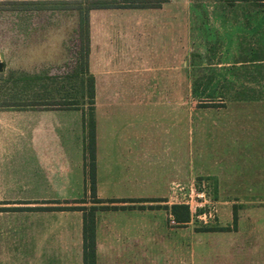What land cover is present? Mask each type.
<instances>
[{"label": "rangeland", "instance_id": "374dc122", "mask_svg": "<svg viewBox=\"0 0 264 264\" xmlns=\"http://www.w3.org/2000/svg\"><path fill=\"white\" fill-rule=\"evenodd\" d=\"M75 1L0 0V108L46 100L78 104L63 115L76 128L68 177L76 198H85L90 208L83 124L90 105L83 94L87 77L81 74ZM81 1L88 7L91 0ZM161 7L158 18L170 19L181 35L182 66L187 36L189 179L187 188L173 186L170 196L187 203L193 216L188 264H264V0H165ZM136 13L127 12L124 20L156 19L155 13ZM108 19L115 17L102 18ZM151 62L141 60V68ZM94 64L98 69V60ZM24 73L39 80L17 82ZM151 78L141 73V91L121 93L123 106L110 109L103 123V155L96 162L101 196L152 195L172 176L169 135H178L173 146L180 153L181 112L158 103ZM96 89L98 119L103 97L97 82ZM183 142L182 135V155ZM201 166L212 167L216 180L197 177L193 171ZM55 192L45 181L44 195ZM24 217L0 213V264H66L58 253L37 251L35 236L25 229L35 227L36 219ZM69 257L70 264L79 263L75 253Z\"/></svg>", "mask_w": 264, "mask_h": 264}, {"label": "crops", "instance_id": "0c3cea01", "mask_svg": "<svg viewBox=\"0 0 264 264\" xmlns=\"http://www.w3.org/2000/svg\"><path fill=\"white\" fill-rule=\"evenodd\" d=\"M163 10L164 7L137 11L93 10L89 15L90 72L96 78L97 86L99 83L103 97L96 119L98 156L103 155L101 136L103 123L110 118V109L123 106L121 93L141 91V73L152 77L150 84L152 91L158 93L154 96L159 99L158 103L181 112L180 123L184 130L179 136L180 153L173 146L178 135H169L171 142L167 151L172 176L152 195L101 196L97 172V199L106 203L92 206L120 208L96 213L97 264H188L189 224H177L169 211L172 206L187 204L181 198L173 201L170 196L173 186L187 188L189 179L187 36L184 34L182 66L181 35H177V27L172 26L170 19L158 18ZM127 12L155 13L156 19L141 21L140 15H136V19L124 20ZM113 17L115 19L102 20ZM174 33L176 37H173ZM95 60L99 62L98 69ZM141 60L152 62L143 69ZM172 92H175L174 98ZM178 92L179 99L176 98ZM73 111L0 110V206H4L2 209H21L0 213L19 214L27 220L34 216L35 227L25 229L35 236L37 251L58 253L60 262L67 260L66 264H70L69 253L73 252L77 264H83V212L56 210L77 206L89 208L86 203H77L85 198H76L75 187L71 189L68 177L70 133L74 148L76 128L74 124L70 127V118L66 123L63 115ZM177 153L180 154L179 163ZM193 172L197 177L210 180L218 177L212 167L201 166ZM45 181L49 188L55 189V195H44ZM122 207L126 209L122 210ZM198 250L202 251L201 248Z\"/></svg>", "mask_w": 264, "mask_h": 264}, {"label": "trees", "instance_id": "16d2710c", "mask_svg": "<svg viewBox=\"0 0 264 264\" xmlns=\"http://www.w3.org/2000/svg\"><path fill=\"white\" fill-rule=\"evenodd\" d=\"M165 0H91L88 7H85L84 1H75L72 3L74 10L79 12L80 15V28H81V51L79 53V61L82 65V73L87 77V86L83 90L85 98L89 101L90 113L83 112L84 119V153L85 159L89 165V183L90 194L92 196L93 204L100 205L106 202L97 199V122L95 117V101H96V80L94 75L90 72V12L93 10H150L158 9ZM32 5L38 4L37 2H30ZM83 31V33H82ZM17 82L25 81L29 84L37 82L39 79L30 77L27 74H20ZM44 102V103H41ZM77 103L71 101L63 102H49L40 101L37 103H29L25 105L5 106L0 110H76ZM87 164V163H86ZM128 201H111L110 203H122ZM134 201H129L133 203ZM84 204V201L77 202ZM144 209L145 207H140ZM118 207L108 206H92L89 209L86 207L74 208H59V211H80L83 212V264H97L96 258V213L98 211L119 210ZM125 210L126 207H122ZM153 209V207H149ZM54 211L55 209H46ZM168 210V208H165ZM21 209H2L1 212H19ZM169 211L177 224L187 225L192 221V214L188 205L172 206ZM237 216L234 212V224H237ZM209 232V231H208Z\"/></svg>", "mask_w": 264, "mask_h": 264}, {"label": "water", "instance_id": "95a60500", "mask_svg": "<svg viewBox=\"0 0 264 264\" xmlns=\"http://www.w3.org/2000/svg\"><path fill=\"white\" fill-rule=\"evenodd\" d=\"M4 71V65L2 62H0V73H2Z\"/></svg>", "mask_w": 264, "mask_h": 264}]
</instances>
